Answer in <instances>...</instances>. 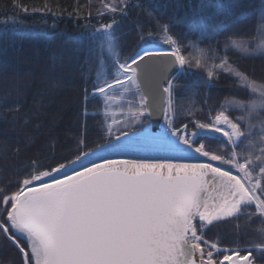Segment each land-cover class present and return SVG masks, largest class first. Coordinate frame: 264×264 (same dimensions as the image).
<instances>
[{
	"label": "snow or ice",
	"instance_id": "6c2138e0",
	"mask_svg": "<svg viewBox=\"0 0 264 264\" xmlns=\"http://www.w3.org/2000/svg\"><path fill=\"white\" fill-rule=\"evenodd\" d=\"M116 24L113 20L98 30L107 34L110 48ZM160 30L170 50L145 48L124 61L116 53L115 78L94 86L93 97L105 101L111 99L109 90L131 95L119 134L113 135L108 125L106 144L85 151L87 143L81 141L74 159L48 165L47 170L33 160L15 192H0V234L18 251L20 264H254L252 249L243 255L240 250L225 254L205 237L214 221L238 218L253 205L264 216V149L255 157L238 152L245 133L224 111L208 123L191 121L193 131L189 124H174L173 96L180 87L176 81L193 68L206 69V63H192L182 44L169 35L168 23H160ZM159 58H167L163 66L156 62ZM214 78L217 73L207 70L203 85L214 87ZM250 87L257 90L254 83ZM161 115L166 130L153 136L147 122ZM217 138L230 150L225 155L209 147ZM140 148L170 155H99ZM185 156L202 159L173 162ZM255 247L264 251V245ZM218 255L222 259L215 258Z\"/></svg>",
	"mask_w": 264,
	"mask_h": 264
},
{
	"label": "trees",
	"instance_id": "16d2710c",
	"mask_svg": "<svg viewBox=\"0 0 264 264\" xmlns=\"http://www.w3.org/2000/svg\"><path fill=\"white\" fill-rule=\"evenodd\" d=\"M103 3L0 0V192H15L33 160L40 170H47L48 165L74 159L81 141L87 143L85 151L107 141L95 114L98 102H88L86 115L83 103L87 71L94 64L93 32L113 20L121 60L137 52L149 35L154 34L157 43L166 41L160 23H168L169 35L182 44L192 63L196 59L206 63V69L193 68L176 81L180 85L173 96L176 126L189 124L193 131L191 121L208 123L220 111L240 126L235 112L223 104L228 99L247 102L253 92L217 67L224 60L264 87V54L244 56L222 47L229 40L255 37L261 0H120L110 13L102 11ZM207 70L217 73L212 88L202 83ZM209 147L220 155L230 151L220 138ZM254 212L252 206L235 220L264 233V223ZM205 238L219 248L245 254L243 236L222 223L210 226ZM252 251L254 264H264V251ZM0 264H20L18 251L2 234Z\"/></svg>",
	"mask_w": 264,
	"mask_h": 264
},
{
	"label": "rangeland",
	"instance_id": "374dc122",
	"mask_svg": "<svg viewBox=\"0 0 264 264\" xmlns=\"http://www.w3.org/2000/svg\"><path fill=\"white\" fill-rule=\"evenodd\" d=\"M97 1V0H96ZM104 3L102 11L113 12L112 8H115L120 2V0H101ZM257 27L255 31V37L252 39H233L223 43L224 50H232L240 53L241 55H255V54H264V5L261 4V9L259 11L258 19H257ZM101 28H96L93 32L92 40L94 42L93 53H94V61L92 67L87 71V88L84 94V115L88 114L89 101H97L98 108L95 114H98L101 118V123L99 125L102 128L104 137L107 138L108 142V125H112L113 135H118V129L124 126L123 122L127 118V108L129 107L128 101L132 99L129 93H125L123 89H114L109 90L108 95L111 97L110 100L105 101L103 97H93L92 92L94 91V86L99 85L103 82L104 79H108L109 81L115 78V69L113 61L115 59V54H119L120 59V51L119 44L116 41L113 46L110 48L109 41L107 39V34L103 31H98ZM111 31V30H109ZM153 35H149L147 37L148 41L143 42L137 51L142 49H149L152 51L158 50H169L172 45L164 42H156L153 38ZM128 59V58H127ZM121 60V59H120ZM124 61V60H121ZM220 63L219 65H221ZM218 65V66H219ZM222 71H225L231 74L234 78H237L239 82L250 87L253 82L241 76H236L235 73L238 72L236 69L232 68L227 63L223 65V67H218ZM243 77V78H241ZM255 84V83H254ZM256 91L252 90L251 100L247 102H241L239 100H231L228 99L223 104L224 109L235 112L234 118L236 121H239L240 131L245 133L244 142L240 143V146L243 147L245 153H251L253 157L261 156V149H263L264 143H262V139H264V98L261 97V91H264V87L260 84H255ZM106 113V115H105ZM160 128L158 134H152L153 136H159L166 130V122L162 116V120L160 122ZM135 128H140L139 125L135 126ZM147 128H150L149 121L147 122ZM129 131H135V129H128ZM139 135H136L138 137ZM242 138V137H241ZM240 138V140H241ZM102 145V144H100ZM98 145V147L100 146ZM96 147V148H98ZM94 149V148H92ZM241 149V148H240ZM91 150V149H88ZM239 152V148L236 149ZM176 162V161H174ZM213 195H217L213 193ZM254 206V205H253ZM255 207V206H254ZM254 214L261 218L262 223H264V216H260L258 213L254 212ZM225 226L235 229L238 231L243 239L245 240V244L241 250L245 249H257L255 246L264 245V233L258 229H248L246 226V222L238 223L235 218H229V220L220 222ZM219 225V224H213ZM23 239V237H21ZM223 250L225 254L228 253V249L220 248ZM217 259H222V256H216ZM228 264V262H225Z\"/></svg>",
	"mask_w": 264,
	"mask_h": 264
},
{
	"label": "bare ground",
	"instance_id": "6f19581e",
	"mask_svg": "<svg viewBox=\"0 0 264 264\" xmlns=\"http://www.w3.org/2000/svg\"><path fill=\"white\" fill-rule=\"evenodd\" d=\"M137 140L140 139V136L136 137ZM100 156H111L114 159H156V158H163L166 156H169L170 154L163 152V151H155V150H144L142 148L128 151V152H122V153H111V152H102L99 154ZM97 159L98 158H94ZM202 158L196 156V157H181L179 159H174L176 162H182V163H195L199 162ZM99 162V160H98ZM215 163V162H214Z\"/></svg>",
	"mask_w": 264,
	"mask_h": 264
},
{
	"label": "water",
	"instance_id": "95a60500",
	"mask_svg": "<svg viewBox=\"0 0 264 264\" xmlns=\"http://www.w3.org/2000/svg\"><path fill=\"white\" fill-rule=\"evenodd\" d=\"M158 51H162L163 52V51H168V50H158ZM166 59L167 58H159L156 62L163 66L165 64V62H166ZM161 120H162V115L161 116H155L149 121V125H150L149 131L152 134H158V131H159V128H160L159 124H160ZM227 220H229V218L222 219V220H219V221H214V224H220V222H224V221H227Z\"/></svg>",
	"mask_w": 264,
	"mask_h": 264
}]
</instances>
